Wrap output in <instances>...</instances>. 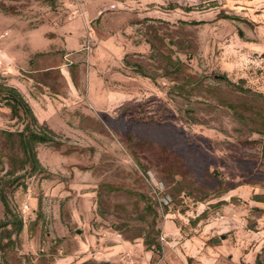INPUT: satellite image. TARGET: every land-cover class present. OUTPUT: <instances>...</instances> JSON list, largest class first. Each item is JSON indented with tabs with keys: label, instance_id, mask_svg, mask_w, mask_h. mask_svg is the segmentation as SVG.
Returning <instances> with one entry per match:
<instances>
[{
	"label": "rangeland",
	"instance_id": "rangeland-1",
	"mask_svg": "<svg viewBox=\"0 0 264 264\" xmlns=\"http://www.w3.org/2000/svg\"><path fill=\"white\" fill-rule=\"evenodd\" d=\"M0 84V264H264V0H0Z\"/></svg>",
	"mask_w": 264,
	"mask_h": 264
},
{
	"label": "trees",
	"instance_id": "trees-1",
	"mask_svg": "<svg viewBox=\"0 0 264 264\" xmlns=\"http://www.w3.org/2000/svg\"><path fill=\"white\" fill-rule=\"evenodd\" d=\"M226 18H231L226 16ZM142 72V69H137ZM0 99L4 100L5 104L10 108L11 115L13 118H19L23 122V128L17 132H8L7 134L13 138L18 137V147L23 156V162L29 166L32 171L39 170L41 168V163L37 157L36 147L38 144H58L53 139L50 129L47 127H40L38 120L22 93L13 86L0 84ZM261 157L264 161V139L262 141ZM256 201H264V196L254 195ZM7 212L10 209L7 202L4 201ZM151 208L150 206L146 207ZM12 224L17 226L18 230H22L23 223L21 219L13 217L11 221ZM7 225V224H5ZM145 242L148 247L152 246V241L146 237ZM158 251H161V245L159 243L155 244ZM257 264H263L259 259H257Z\"/></svg>",
	"mask_w": 264,
	"mask_h": 264
},
{
	"label": "crops",
	"instance_id": "crops-1",
	"mask_svg": "<svg viewBox=\"0 0 264 264\" xmlns=\"http://www.w3.org/2000/svg\"><path fill=\"white\" fill-rule=\"evenodd\" d=\"M196 240H198V239H196ZM191 243H192V240H188V243H186V244H189V246L191 247ZM187 254H188L189 258H191L192 256H195V259H196L195 263L196 264H216L219 261V258L221 256V254L219 252L217 253V252L211 250L210 248H206V247H204V249H202L201 252L196 250L194 252H188ZM167 262H168V260H167ZM238 263L241 264V256L238 257ZM217 264H224V263L219 262Z\"/></svg>",
	"mask_w": 264,
	"mask_h": 264
},
{
	"label": "built area",
	"instance_id": "built-area-1",
	"mask_svg": "<svg viewBox=\"0 0 264 264\" xmlns=\"http://www.w3.org/2000/svg\"><path fill=\"white\" fill-rule=\"evenodd\" d=\"M87 1H90V0H87ZM24 208L27 209V208H28V205L26 204V205L24 206Z\"/></svg>",
	"mask_w": 264,
	"mask_h": 264
}]
</instances>
